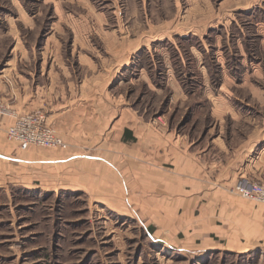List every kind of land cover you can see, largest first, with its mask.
Returning a JSON list of instances; mask_svg holds the SVG:
<instances>
[{"label":"rangeland","instance_id":"1","mask_svg":"<svg viewBox=\"0 0 264 264\" xmlns=\"http://www.w3.org/2000/svg\"><path fill=\"white\" fill-rule=\"evenodd\" d=\"M29 103L73 105L75 126L66 148L22 149L0 129V264H258L200 249L153 200L178 196L158 173L179 158L208 179L264 135V0H0V104ZM126 126L137 142L120 143Z\"/></svg>","mask_w":264,"mask_h":264},{"label":"crops","instance_id":"2","mask_svg":"<svg viewBox=\"0 0 264 264\" xmlns=\"http://www.w3.org/2000/svg\"><path fill=\"white\" fill-rule=\"evenodd\" d=\"M32 104L29 103L25 106L26 108H21V105L16 104L10 105V107L18 113H25L34 110L38 103ZM72 106L66 103H57L52 105L48 115V122L67 142H69L70 135L63 132V126L70 128L75 126L74 121L69 118L73 114ZM13 121V117L0 114V123L3 127H7ZM4 133L7 140L15 142L20 147L17 141L8 137L5 130ZM118 136L120 143H135L138 140V136L130 126L124 127ZM3 138V133H0V158L6 159L9 146H5L2 142ZM262 140H264V135L257 137L253 143L251 139H247L242 147L233 148L230 158L224 164L225 167L219 168L217 175L210 169V174H207V177H210L208 178L210 182L208 179L202 178L204 163L195 158L192 159V157L179 158L177 163H174L177 166H173V169H177V173H168L169 170L158 173L159 185L164 189L163 194L170 195L169 192H176L178 196L173 199L155 198L154 203L162 204L160 209L153 210L154 218L161 220V223L171 224L169 226H173L172 222L176 219L178 232L186 235L192 230V239L198 246H201L200 249L222 248L237 252L258 251L260 253L258 264H264V203L253 201L236 191V184L241 179L253 177L264 180L261 176L264 168V152L260 151L261 147H258L259 152L256 157L249 158L247 155L251 148H254L253 145L257 146L258 142H263ZM32 146L35 145L30 147ZM70 153L78 154V151L71 150ZM77 157L71 158V161L80 158ZM99 160L108 164L109 168L119 169L117 174L122 180V168L115 162L111 163L106 157L99 156ZM106 164H103L104 170L107 167ZM137 169L141 171L142 168ZM143 170L146 171V169ZM117 174L115 173L113 185L116 184ZM149 175L148 172L140 173L139 179L136 181L141 184L146 182L149 184ZM211 175H216L214 176L215 181L211 179ZM154 211H157L158 214H155ZM139 212L141 216L145 214Z\"/></svg>","mask_w":264,"mask_h":264},{"label":"built area","instance_id":"3","mask_svg":"<svg viewBox=\"0 0 264 264\" xmlns=\"http://www.w3.org/2000/svg\"><path fill=\"white\" fill-rule=\"evenodd\" d=\"M0 114L14 118L7 127H3L0 123V129H4L8 137L17 141L22 149H27L31 145L65 148L69 145L48 122L46 112L41 109L18 113L0 104ZM236 191L253 201L264 203V182L262 181L241 180L236 184Z\"/></svg>","mask_w":264,"mask_h":264},{"label":"trees","instance_id":"4","mask_svg":"<svg viewBox=\"0 0 264 264\" xmlns=\"http://www.w3.org/2000/svg\"><path fill=\"white\" fill-rule=\"evenodd\" d=\"M151 230H153V227H151Z\"/></svg>","mask_w":264,"mask_h":264}]
</instances>
